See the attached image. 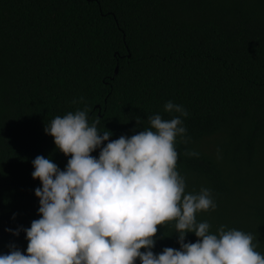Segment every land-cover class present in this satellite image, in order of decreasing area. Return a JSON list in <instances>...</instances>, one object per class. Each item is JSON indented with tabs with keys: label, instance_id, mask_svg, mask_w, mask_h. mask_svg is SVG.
<instances>
[{
	"label": "trees",
	"instance_id": "obj_1",
	"mask_svg": "<svg viewBox=\"0 0 264 264\" xmlns=\"http://www.w3.org/2000/svg\"><path fill=\"white\" fill-rule=\"evenodd\" d=\"M168 100L189 113L185 191L207 187L217 205L197 220L251 232L264 253V0H0V253L26 250L5 229L41 215L31 161L67 164L44 130L53 117L87 106L112 140L171 118ZM177 237L174 221L157 225L152 251Z\"/></svg>",
	"mask_w": 264,
	"mask_h": 264
},
{
	"label": "clouds",
	"instance_id": "obj_2",
	"mask_svg": "<svg viewBox=\"0 0 264 264\" xmlns=\"http://www.w3.org/2000/svg\"><path fill=\"white\" fill-rule=\"evenodd\" d=\"M163 107L175 115L157 112L149 127L112 140L98 120L89 122L87 106L53 117L44 130L67 164L60 169L44 155L31 161V175L41 181L34 190L41 215L30 227L5 229L15 235L22 229L28 243L24 251L9 244L0 264H136L137 258L140 264H264L251 232L225 225L213 232L207 220H197L217 205L207 187L185 191L176 141H186L189 113L172 100ZM97 148L98 157L91 155ZM166 221H174L180 247L154 253L157 225ZM188 232L198 239L186 242Z\"/></svg>",
	"mask_w": 264,
	"mask_h": 264
},
{
	"label": "water",
	"instance_id": "obj_3",
	"mask_svg": "<svg viewBox=\"0 0 264 264\" xmlns=\"http://www.w3.org/2000/svg\"><path fill=\"white\" fill-rule=\"evenodd\" d=\"M118 72V67H117V69H116V73Z\"/></svg>",
	"mask_w": 264,
	"mask_h": 264
}]
</instances>
